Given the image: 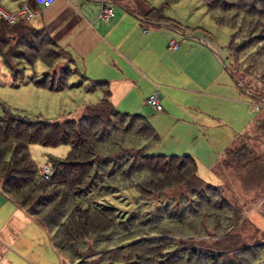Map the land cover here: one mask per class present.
Instances as JSON below:
<instances>
[{
  "label": "trees",
  "instance_id": "1",
  "mask_svg": "<svg viewBox=\"0 0 264 264\" xmlns=\"http://www.w3.org/2000/svg\"><path fill=\"white\" fill-rule=\"evenodd\" d=\"M201 1L210 12H223L230 17L227 21L243 18V23L247 22L246 35L249 26L255 32L264 31V0H250V5L249 0H241L243 7L236 6L237 0ZM25 20L22 18L15 24H9L0 16V60L11 71L14 81L23 79L27 68L40 62L49 70L42 75L41 81L33 79L35 86L55 92L64 90L71 71L60 69L57 74L51 71L53 55L61 50L55 48L43 31L26 26ZM219 21L224 22L222 18ZM240 42L242 46L238 47L236 36H232L228 48L231 56L238 71L247 79H257L260 71L264 74V44L253 45L243 39ZM24 46L30 47L28 50L32 54L22 51ZM42 46L49 49L50 54L42 56ZM258 46L261 49L256 54L254 49ZM51 78L53 81L47 86ZM238 78L242 81L241 77ZM108 95L107 90L99 102L85 106L79 117L59 123L42 122L10 112L0 103L1 193L49 235L51 248L67 257L65 264L80 263L86 246L93 242L97 249H101L97 251L105 254L112 251L110 248L115 242L118 243L117 249L133 244L124 248L130 249L127 257L120 252L121 261H126V264H133L132 258H158L157 262H162L166 259L162 258L164 255H172L168 249L174 251L180 241L167 242L169 240L164 236L183 234L177 230L191 228L192 223L196 227L202 226L208 219L216 220L218 228L225 221L240 219L237 210L232 211L229 205H223V196L219 192L223 185L212 186L203 181L197 174L196 161L190 155L149 154V148L161 140L149 120L141 115L121 114L112 106ZM252 100L256 108L261 105V110L264 109L262 100L255 97ZM113 119L120 124L117 126ZM257 131L264 138V116L257 122ZM243 138L239 137L225 151L220 164L239 173L245 187L259 188L264 183V156L256 155L246 145L249 137L245 138L247 142H242ZM31 145H65L70 151L64 159L47 158L45 165L49 166L52 175L45 180L42 168L39 169L30 156L28 149ZM259 182L261 184L258 185ZM126 190L138 193L136 205L150 202L153 195L162 197L170 190H177L180 194L171 206L160 208L155 213L147 212L139 219L134 217L130 225L115 220L112 211H101L93 206L98 200ZM109 231L114 235L103 238ZM141 239L143 246L139 250L142 253H138L135 243ZM190 252L183 250L177 255ZM110 254L113 256L114 252L105 256ZM94 256H87L89 264H105L107 261L108 264H122L111 262L112 258L104 260L105 256L94 263ZM211 261L216 259L211 258Z\"/></svg>",
  "mask_w": 264,
  "mask_h": 264
},
{
  "label": "rangeland",
  "instance_id": "2",
  "mask_svg": "<svg viewBox=\"0 0 264 264\" xmlns=\"http://www.w3.org/2000/svg\"><path fill=\"white\" fill-rule=\"evenodd\" d=\"M146 1L155 8L162 10L164 16L174 19L181 27L187 29L189 26V29L198 32L199 36L212 41L224 60L228 71L234 77L242 78V86L248 90L250 98L245 97L239 90H237L239 98L236 97V94L229 96L228 91L225 95V92L219 93L215 90L213 91V97L205 96L200 99V102L195 98L191 99L187 102L192 104L182 107H193L199 110L196 120L183 115L182 109V111L174 112L175 115L171 117L154 112L148 106L138 112L120 113L130 116L141 115L149 120L161 139L159 144L149 148V154L193 155L195 158L192 157L196 160L198 168V176H201L200 178L207 184L218 186L220 180L218 182L217 176L213 174V166L211 165L221 157V153L226 148L232 147L238 135H244L242 142H247L245 138L249 137L246 145L256 155L264 156V138L257 131V122L264 116V109L261 110V105L256 108L255 101L252 100V97H255L256 100L259 99L264 102V74L260 71L257 79H251L250 77L247 79L241 71H238L228 49L232 36H236L238 47L242 46L240 39L253 45L263 42V45L264 31L262 29L255 32L252 30L253 27L249 26L246 35L245 25L247 22L243 23V18L241 20L238 18L233 22L231 19L227 21L230 17L225 16L223 12H210L201 0ZM251 1L249 0L248 5L251 4ZM235 2L237 7H243V5H240L242 4L241 0ZM230 6L233 9L236 8L235 5ZM219 18H222L224 22H220ZM177 40L179 41L178 38H176ZM39 46L40 43L37 47ZM29 48L24 46L21 50L27 54H32L28 50ZM260 49L259 46L254 49L256 54H259ZM42 50L40 53L42 56L45 53L50 54L49 49L46 47L42 46ZM53 56L52 72H55V74H57L56 72L60 73V69L70 71V64L63 62L68 60L63 51H58ZM60 59L63 60L60 61ZM220 67L224 69L222 65ZM262 70H264V66ZM29 71L37 74L36 81L43 79L40 74L38 75V64L33 69L28 67L26 72ZM10 73L11 71L0 60V103L10 112L19 113L42 122L59 123L76 119L82 113L84 106L94 105L98 102L96 94H88L85 91L90 85L80 80H70L64 90L55 92L49 91L47 88L36 87L34 83L32 84L31 75L29 74L24 79L14 81ZM228 78L236 86L229 75ZM52 81V78L50 81L48 79L49 84L47 86ZM74 81H77V83H74ZM112 122L117 126L120 124H117L116 119H113ZM214 124H217V126L213 127ZM245 127L246 130L248 129L247 133H243ZM174 143L182 144L184 147L183 152L171 153V149L163 148V146L167 147ZM28 151L32 160L40 169L43 164L48 163V157L66 158L70 148L65 145L58 147L31 145ZM221 169L224 171V175H220L223 180V189L219 192L223 196V205H229V209L232 211L237 210L240 219L225 221L219 228L217 227V221L211 219H208L207 222L204 221L203 225L198 227L192 223L190 224L191 228L187 227L184 231L177 230L184 232L183 234L164 236L168 238L169 241L167 242L173 243L176 242L175 240H180L178 242L179 246L174 251L168 249L172 255H164L162 257H166L164 261L157 262L158 258H146L145 260L143 258H132L134 260L133 264H264V183L259 188H247L242 184L239 173H236L234 169L220 164ZM207 193L212 194L209 191ZM179 194L177 190H170L165 192L162 197L153 195L150 202H141L136 205L138 193L134 190H126L116 196L98 200L93 203V206L101 211H112L115 220L130 225L135 220L134 217L139 219L147 212L155 213L154 211L160 208L166 209V207L171 206L179 198ZM4 198L0 192V264H62V261L67 263V257L51 248L49 235L36 222L25 219V222H15L12 228L1 230L9 217L7 210L2 208V203L6 202V198ZM8 206L10 205H7V208H10ZM178 213L179 211L174 215ZM173 231L176 232V229H173ZM169 233L172 232L169 231ZM113 235V231H109L104 233L103 238L108 239ZM142 241L141 239L135 243L138 253H142L139 250L143 246ZM117 245V242L111 245L112 248L110 249L112 251L109 253L113 254L114 252V254L107 257L105 255L109 253L98 252L97 250L101 249H97L94 242L93 244L89 243L86 246L87 249L84 248L86 250L81 256L82 260L76 264H89L90 258H87V256L91 255H95L93 257L95 258L94 263L99 262L105 256L104 260L112 258L111 262L126 264V261H121L123 257H121L120 252L127 257L130 255V249L124 248L131 247L133 244L129 246L127 244L122 245V249H117ZM183 250L191 252L177 255L178 252H183ZM211 258H215L216 261L212 262ZM248 258L250 259L248 260ZM242 259L244 260L242 261ZM105 264H108V261Z\"/></svg>",
  "mask_w": 264,
  "mask_h": 264
},
{
  "label": "crops",
  "instance_id": "3",
  "mask_svg": "<svg viewBox=\"0 0 264 264\" xmlns=\"http://www.w3.org/2000/svg\"><path fill=\"white\" fill-rule=\"evenodd\" d=\"M105 1L111 2L114 8V17L109 21L98 18ZM23 4H28L34 13L32 19L25 20V25L43 31L55 48L67 55L68 60L63 62L70 64L69 81L89 84L90 87L83 90L96 94L98 102L108 90V100L118 112H138L150 107L146 101L157 93L163 109L158 112L150 107L152 111L171 117L174 112L183 110V115L196 120L199 110L182 107L192 104L187 102L191 99L200 102L205 96L213 97L215 90L229 96L236 94L237 98L239 90L250 98L242 81L226 68L212 41L199 36L189 26L181 27L146 0H57L47 8L35 5V0H0V7L9 14L16 13ZM172 42L177 44L175 49L169 48ZM37 64L38 75L49 70L40 62L30 68ZM28 74L33 84L37 74L25 72L24 78ZM244 132H248L246 127ZM241 136L244 135H238L232 146ZM163 148L177 154L184 150L180 143ZM227 149L211 165L213 174L218 182L220 180L218 186L223 182L220 175H224L222 169H217L218 163ZM5 201L2 208L9 217L1 230L30 219L23 210Z\"/></svg>",
  "mask_w": 264,
  "mask_h": 264
},
{
  "label": "built area",
  "instance_id": "4",
  "mask_svg": "<svg viewBox=\"0 0 264 264\" xmlns=\"http://www.w3.org/2000/svg\"><path fill=\"white\" fill-rule=\"evenodd\" d=\"M57 0H35V5L41 7V8H47L51 6L54 2ZM0 16L6 20L9 24H15L19 21V19H26L30 20L34 17V13L31 10L30 6L28 4H23V6L14 14H9L2 10L0 7ZM114 17V8L113 4L109 1H105L102 3L100 7V11L98 14V18L102 21H109ZM177 44L175 42H172L169 46L170 49H175ZM147 105L152 107L156 111H162L163 107L160 103V99L157 93H154L151 95L147 101ZM52 175L51 169L48 165H44L42 167V176L45 180H48Z\"/></svg>",
  "mask_w": 264,
  "mask_h": 264
},
{
  "label": "water",
  "instance_id": "5",
  "mask_svg": "<svg viewBox=\"0 0 264 264\" xmlns=\"http://www.w3.org/2000/svg\"><path fill=\"white\" fill-rule=\"evenodd\" d=\"M237 82V81H236Z\"/></svg>",
  "mask_w": 264,
  "mask_h": 264
}]
</instances>
